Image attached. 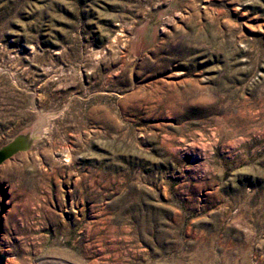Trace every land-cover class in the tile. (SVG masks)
I'll return each mask as SVG.
<instances>
[{"label": "rangeland", "instance_id": "rangeland-1", "mask_svg": "<svg viewBox=\"0 0 264 264\" xmlns=\"http://www.w3.org/2000/svg\"><path fill=\"white\" fill-rule=\"evenodd\" d=\"M5 264H264V0H0Z\"/></svg>", "mask_w": 264, "mask_h": 264}, {"label": "water", "instance_id": "water-1", "mask_svg": "<svg viewBox=\"0 0 264 264\" xmlns=\"http://www.w3.org/2000/svg\"><path fill=\"white\" fill-rule=\"evenodd\" d=\"M29 145V141L24 138H18L13 144L0 150V164L9 158L12 154L20 149H25ZM5 256L0 254V264H5Z\"/></svg>", "mask_w": 264, "mask_h": 264}]
</instances>
